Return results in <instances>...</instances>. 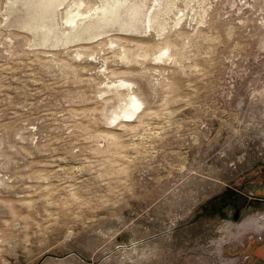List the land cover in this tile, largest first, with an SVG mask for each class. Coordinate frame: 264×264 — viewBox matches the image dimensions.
I'll return each mask as SVG.
<instances>
[{
    "label": "rangeland",
    "instance_id": "rangeland-1",
    "mask_svg": "<svg viewBox=\"0 0 264 264\" xmlns=\"http://www.w3.org/2000/svg\"><path fill=\"white\" fill-rule=\"evenodd\" d=\"M49 1L0 0V264H264V0Z\"/></svg>",
    "mask_w": 264,
    "mask_h": 264
},
{
    "label": "bare ground",
    "instance_id": "bare-ground-1",
    "mask_svg": "<svg viewBox=\"0 0 264 264\" xmlns=\"http://www.w3.org/2000/svg\"><path fill=\"white\" fill-rule=\"evenodd\" d=\"M52 4H53V1L52 0H51V2L49 1L48 5L51 6ZM74 4H76V6H74V8L76 7V10H74L75 12L74 11H68V13L66 12V14H67L66 18H65L66 25H69L71 28H75V27L80 28L81 27V28H85V29L89 30L92 27V22L94 20L101 22V23L110 22V21H117L118 20L117 8H118V6H120V4L123 5L125 3L115 2L113 4H107V1H106L100 6L99 9H95L93 14L91 13V11H88V12L81 11V9H82L81 7H82V5H84L82 0H79V2H76ZM74 4H72V5H74ZM84 7H86V6H83V8ZM90 10H91V8H90ZM141 10H142V7L140 9L136 8L133 11H131V13H130L131 20L141 21V19H142L141 18V16H142ZM150 15H152V13H150ZM151 18L149 15H146V19L149 20L148 24L150 23ZM66 25H65V27H66ZM48 31L52 32V30L51 31L48 30ZM120 86H129L130 87V84L122 81V82H120ZM140 104L141 103H140L139 99L137 98V96L133 95L131 100H130L129 106L126 109H124V111H123L124 117L129 118V119L133 118L135 116V111ZM117 115H119V114H117ZM247 224H249V223H247ZM255 226H256V224H255ZM252 228H253V226H252ZM254 229H255V227H254Z\"/></svg>",
    "mask_w": 264,
    "mask_h": 264
}]
</instances>
